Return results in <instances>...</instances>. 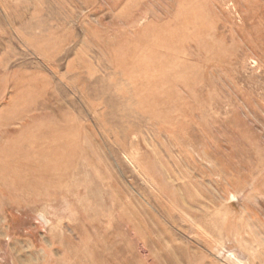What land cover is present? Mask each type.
<instances>
[{
	"label": "rangeland",
	"instance_id": "374dc122",
	"mask_svg": "<svg viewBox=\"0 0 264 264\" xmlns=\"http://www.w3.org/2000/svg\"><path fill=\"white\" fill-rule=\"evenodd\" d=\"M0 264H264V0H0Z\"/></svg>",
	"mask_w": 264,
	"mask_h": 264
}]
</instances>
